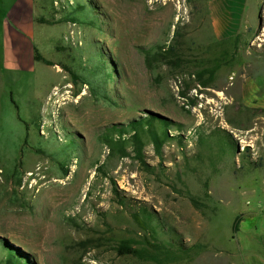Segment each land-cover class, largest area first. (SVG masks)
Segmentation results:
<instances>
[{"label":"rangeland","instance_id":"obj_1","mask_svg":"<svg viewBox=\"0 0 264 264\" xmlns=\"http://www.w3.org/2000/svg\"><path fill=\"white\" fill-rule=\"evenodd\" d=\"M39 2L55 64L0 30V264H264V0Z\"/></svg>","mask_w":264,"mask_h":264},{"label":"crops","instance_id":"obj_2","mask_svg":"<svg viewBox=\"0 0 264 264\" xmlns=\"http://www.w3.org/2000/svg\"><path fill=\"white\" fill-rule=\"evenodd\" d=\"M0 0V30L5 45V65L10 69H28L34 59L31 39L34 35L35 10L40 6L39 0H10L4 10ZM41 7V6H40ZM247 259L246 264H254L255 259ZM264 263V260H263Z\"/></svg>","mask_w":264,"mask_h":264},{"label":"trees","instance_id":"obj_3","mask_svg":"<svg viewBox=\"0 0 264 264\" xmlns=\"http://www.w3.org/2000/svg\"><path fill=\"white\" fill-rule=\"evenodd\" d=\"M173 48H174V44L173 45L171 44V45H169L167 47L168 51H172ZM34 59L37 60V61H42V62H44L45 64H48V65L55 64L50 59L44 57L42 55V53L36 47H34ZM66 69L70 73V75L73 78V80H77L79 78L78 73L74 69H72L70 67H67ZM149 124L150 125L148 126V130L150 132V136L152 137L153 141L156 144V150L158 152H160V147H161V145H162V143L164 141H163L162 137L160 136V134L158 132V129L154 128L153 123L151 121H149ZM160 124L162 125V129L164 128V133L167 134V131H166L165 126H164V123H160ZM132 127H134V133L132 134V136L134 138V141H133L134 142V148H135V150L137 152L138 158L143 161V159H142L143 158V154H142L143 143H142V140L138 137V135L140 133H142V129H145V127L141 123H133ZM134 217H135V219L138 222L140 221L138 215L134 214ZM119 251H120V253H131V254H136V255H140V256H144V254H145L144 251H142V250H140L138 248H135L133 246L127 245V244L121 245L119 247Z\"/></svg>","mask_w":264,"mask_h":264},{"label":"bare ground","instance_id":"obj_4","mask_svg":"<svg viewBox=\"0 0 264 264\" xmlns=\"http://www.w3.org/2000/svg\"><path fill=\"white\" fill-rule=\"evenodd\" d=\"M165 5H166V8L168 9L171 6V2H167V3H165ZM28 174L31 175L33 173H32V171H29Z\"/></svg>","mask_w":264,"mask_h":264}]
</instances>
